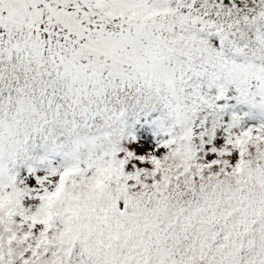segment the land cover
I'll list each match as a JSON object with an SVG mask.
<instances>
[{"label": "snow or ice", "instance_id": "1", "mask_svg": "<svg viewBox=\"0 0 264 264\" xmlns=\"http://www.w3.org/2000/svg\"><path fill=\"white\" fill-rule=\"evenodd\" d=\"M230 87L264 105V0H0V264H264V123ZM120 93L158 142H124Z\"/></svg>", "mask_w": 264, "mask_h": 264}, {"label": "trees", "instance_id": "2", "mask_svg": "<svg viewBox=\"0 0 264 264\" xmlns=\"http://www.w3.org/2000/svg\"><path fill=\"white\" fill-rule=\"evenodd\" d=\"M119 95L123 96V103H117L115 106L118 111L121 107L124 108L120 120L117 121V126L122 130L123 136L127 137L131 134H136L139 127L149 121H155L158 129L165 134L168 120L159 104H154L152 100H145L142 95L139 99L133 94L124 95L120 93ZM217 103L224 106L222 114L226 115L228 120H231L236 115L239 116L245 113L243 120L247 118L251 122L256 118L264 123V107L260 106L259 101V105H255L250 94L247 96L241 95L234 87H230L226 96L219 99ZM254 109L257 113H255ZM37 151L41 155L45 154L42 149Z\"/></svg>", "mask_w": 264, "mask_h": 264}, {"label": "rangeland", "instance_id": "3", "mask_svg": "<svg viewBox=\"0 0 264 264\" xmlns=\"http://www.w3.org/2000/svg\"><path fill=\"white\" fill-rule=\"evenodd\" d=\"M251 95V94H250ZM252 96V95H251ZM254 99L257 100V96L254 97L252 96ZM161 139V136L158 132L155 131L154 129V125H148L146 127H143L140 130L139 135H132L127 139H124L125 143H131L134 141H139V140H147L149 144H155L156 142H158ZM49 156H54V158L52 159L51 163L53 165L55 164H59L62 161L60 160L59 156H55L53 153H48ZM39 170V169H38Z\"/></svg>", "mask_w": 264, "mask_h": 264}, {"label": "clouds", "instance_id": "4", "mask_svg": "<svg viewBox=\"0 0 264 264\" xmlns=\"http://www.w3.org/2000/svg\"><path fill=\"white\" fill-rule=\"evenodd\" d=\"M260 103V102H259ZM261 107H264V105L260 104Z\"/></svg>", "mask_w": 264, "mask_h": 264}]
</instances>
